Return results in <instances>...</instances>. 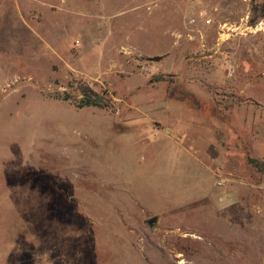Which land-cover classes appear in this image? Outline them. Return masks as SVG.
Listing matches in <instances>:
<instances>
[{
  "label": "rangeland",
  "instance_id": "374dc122",
  "mask_svg": "<svg viewBox=\"0 0 264 264\" xmlns=\"http://www.w3.org/2000/svg\"><path fill=\"white\" fill-rule=\"evenodd\" d=\"M263 22L264 0H0V264H264Z\"/></svg>",
  "mask_w": 264,
  "mask_h": 264
},
{
  "label": "crops",
  "instance_id": "0c3cea01",
  "mask_svg": "<svg viewBox=\"0 0 264 264\" xmlns=\"http://www.w3.org/2000/svg\"><path fill=\"white\" fill-rule=\"evenodd\" d=\"M211 127H217L216 126V124L215 125H212ZM210 127V128H211ZM209 130H211V129H209ZM216 131V130H215ZM184 135H188V132L185 130L184 132ZM191 133V132H190ZM176 134H177V136H179V134L176 132ZM209 134V133H208ZM207 134V136L205 135V136H202L201 134H199V138H198V141L199 142H201V143H203V142H205V144L206 145H208V146H211L212 147V143L210 144V142H212L213 140H215V138L216 137H214V136H212L211 135V133H210V135H208ZM201 135V136H200ZM216 135V134H215ZM194 139V138H193ZM170 140L171 141H173L174 142V144L177 146V147H179L180 149H182V151L185 153V154H187L188 156H195V154H193V152H191V151H197V150H195V148H194V146L193 145H191L190 143L188 144L186 141H185V139H182V140H177L175 137H174V134H173V131H172V129L170 128ZM216 141V140H215ZM191 147V148H190ZM199 151V150H198ZM200 152V151H199ZM208 150L205 148L204 149V153H199V155L198 156H202V165L203 166H205L206 168H208V170H209V172L210 171H212L213 170V168H214V166H215V164L214 163H212V164H210L209 162H207V155H208ZM207 153V154H206ZM203 154H204V156H203ZM220 155L222 156V152L220 153ZM219 155V156H220ZM219 158V157H218ZM220 159V158H219ZM217 162V161H216ZM218 163V162H217ZM208 189H209V187L207 186L206 188H203L202 190H201V192L199 193L200 194V196L201 197H203V198H205L207 195H206V192L208 191Z\"/></svg>",
  "mask_w": 264,
  "mask_h": 264
},
{
  "label": "trees",
  "instance_id": "16d2710c",
  "mask_svg": "<svg viewBox=\"0 0 264 264\" xmlns=\"http://www.w3.org/2000/svg\"><path fill=\"white\" fill-rule=\"evenodd\" d=\"M82 97L75 101L77 107L96 106L101 108H108L110 106L109 101L101 94L93 91L88 85H83L81 88ZM63 99H68V94L61 95Z\"/></svg>",
  "mask_w": 264,
  "mask_h": 264
},
{
  "label": "water",
  "instance_id": "95a60500",
  "mask_svg": "<svg viewBox=\"0 0 264 264\" xmlns=\"http://www.w3.org/2000/svg\"><path fill=\"white\" fill-rule=\"evenodd\" d=\"M156 221L157 217H151L150 219H148L147 223L151 229L155 228Z\"/></svg>",
  "mask_w": 264,
  "mask_h": 264
},
{
  "label": "built area",
  "instance_id": "2783aa9c",
  "mask_svg": "<svg viewBox=\"0 0 264 264\" xmlns=\"http://www.w3.org/2000/svg\"><path fill=\"white\" fill-rule=\"evenodd\" d=\"M200 14H201L202 16H204V15H205V11H202ZM205 22L208 23V22H209V19H206ZM176 139H177V140H182L180 136H176ZM190 148H191V147H190Z\"/></svg>",
  "mask_w": 264,
  "mask_h": 264
},
{
  "label": "bare ground",
  "instance_id": "6f19581e",
  "mask_svg": "<svg viewBox=\"0 0 264 264\" xmlns=\"http://www.w3.org/2000/svg\"><path fill=\"white\" fill-rule=\"evenodd\" d=\"M263 27H264V22L262 23Z\"/></svg>",
  "mask_w": 264,
  "mask_h": 264
}]
</instances>
